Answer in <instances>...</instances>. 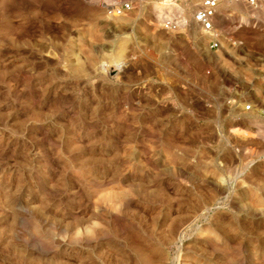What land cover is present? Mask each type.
I'll use <instances>...</instances> for the list:
<instances>
[{
  "label": "rangeland",
  "instance_id": "1",
  "mask_svg": "<svg viewBox=\"0 0 264 264\" xmlns=\"http://www.w3.org/2000/svg\"><path fill=\"white\" fill-rule=\"evenodd\" d=\"M198 1L0 0V264H264V24Z\"/></svg>",
  "mask_w": 264,
  "mask_h": 264
},
{
  "label": "built area",
  "instance_id": "2",
  "mask_svg": "<svg viewBox=\"0 0 264 264\" xmlns=\"http://www.w3.org/2000/svg\"><path fill=\"white\" fill-rule=\"evenodd\" d=\"M188 1V0H185ZM165 8L161 15V24L164 29L175 33L188 26L187 18L181 13L171 14ZM134 10L130 1L114 7L111 12L115 16L126 15ZM192 21L197 32L205 36L206 46L210 52L217 53L229 48H238L243 42L231 31L232 26L244 21L254 25L264 24V0H199L193 9ZM235 25H234V23ZM245 110H252L253 104L246 103Z\"/></svg>",
  "mask_w": 264,
  "mask_h": 264
}]
</instances>
